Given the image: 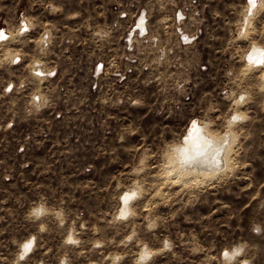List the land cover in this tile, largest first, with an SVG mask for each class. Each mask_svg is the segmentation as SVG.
I'll return each instance as SVG.
<instances>
[{"label":"rangeland","instance_id":"1","mask_svg":"<svg viewBox=\"0 0 264 264\" xmlns=\"http://www.w3.org/2000/svg\"><path fill=\"white\" fill-rule=\"evenodd\" d=\"M200 1L207 32L182 46L170 0H0V264H264V65L247 59L264 6L247 24L243 0ZM126 2L156 39L127 43ZM197 124L229 138L227 166L170 170Z\"/></svg>","mask_w":264,"mask_h":264},{"label":"built area","instance_id":"2","mask_svg":"<svg viewBox=\"0 0 264 264\" xmlns=\"http://www.w3.org/2000/svg\"><path fill=\"white\" fill-rule=\"evenodd\" d=\"M170 1H172V6L170 7V12L168 13L169 26L168 28H165L164 31H167V29H169L170 33L175 36V40H177V43L179 45L187 46L196 43L197 38L207 32L206 25H208V17L207 14L204 13V4H202L200 0ZM243 5V10L245 13L249 12L248 10H250L255 15L256 12H258L257 10H261L264 6V0H252L251 3L250 0H243ZM114 12L116 20H118L119 22L122 21L125 24V37L128 44H131L130 38L133 36H136L142 40L149 36L150 38H157V34L152 35V33L155 31L157 33V30L151 28L150 26V20L153 17V13L151 14L150 8H148L147 6H139L136 3L126 2L125 6L117 8L116 10H114ZM19 28L20 31L28 30L27 25L25 24V22L23 23L22 20L20 21ZM0 32H3V34L0 35V44H2L5 40L10 38V33H8V30H6L3 26H0ZM127 48L131 49V47ZM124 61V66L122 68H118L117 71L114 73V75L120 81H125L128 76L133 72L136 59L131 57L129 54H126L124 55ZM249 61L251 60L249 59ZM255 63L256 61H254L253 64ZM257 66L261 65L257 64ZM202 67L205 68L204 65H202ZM102 68V61H97L93 66V77L96 80L93 85H96L97 81L101 83L100 77L102 76ZM36 72H39V70H36ZM50 72H47V74L49 75ZM49 77L51 78V76ZM6 87V89L10 91L13 89V84L8 83ZM60 89H64V86H61ZM31 100L32 103L38 102V97L34 96V98ZM64 115V111L62 109H59L58 111L53 113L52 118L55 121H60L64 117ZM46 134L47 132L44 133V135ZM31 138V131L28 129L25 130L23 132L24 140L22 142L17 141V151L23 152L24 154L28 149ZM4 177L6 180H9L10 175H5ZM27 239L24 240V244L27 245V251L29 252L31 246L34 244V241L33 238Z\"/></svg>","mask_w":264,"mask_h":264},{"label":"bare ground","instance_id":"3","mask_svg":"<svg viewBox=\"0 0 264 264\" xmlns=\"http://www.w3.org/2000/svg\"><path fill=\"white\" fill-rule=\"evenodd\" d=\"M248 11L249 12L244 15V20L247 24L248 22L250 23L254 15L252 11ZM243 30L246 32V27H243ZM1 34H3V32H0V35ZM247 57L248 64L252 63L253 65L254 61H256V63L258 62L257 64L264 65V48L262 49L258 43L255 44L253 42ZM249 59L251 61H249ZM262 77H264V73ZM232 120L233 118L231 117L228 122ZM214 135L215 134L209 131L207 125L197 124L191 126L184 139L180 143L173 145L175 153H172L173 155L169 154L168 156V163L170 162L172 167L170 170L175 169V172H184L186 175L187 172L208 173L212 169L215 171L219 168L222 169L221 167H226L228 163V161H226L227 153L230 149L229 138L222 139L221 136L218 138ZM123 198L124 196L121 198L122 201ZM21 245L23 252L27 249V245L24 243Z\"/></svg>","mask_w":264,"mask_h":264},{"label":"snow or ice","instance_id":"4","mask_svg":"<svg viewBox=\"0 0 264 264\" xmlns=\"http://www.w3.org/2000/svg\"><path fill=\"white\" fill-rule=\"evenodd\" d=\"M252 2V0H250V3Z\"/></svg>","mask_w":264,"mask_h":264}]
</instances>
